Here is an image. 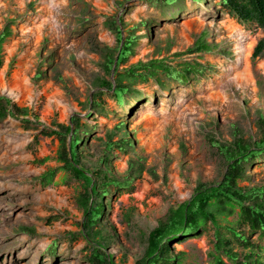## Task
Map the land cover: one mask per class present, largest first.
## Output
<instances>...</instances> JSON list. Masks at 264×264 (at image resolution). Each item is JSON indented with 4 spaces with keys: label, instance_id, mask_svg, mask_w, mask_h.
Instances as JSON below:
<instances>
[{
    "label": "rangeland",
    "instance_id": "374dc122",
    "mask_svg": "<svg viewBox=\"0 0 264 264\" xmlns=\"http://www.w3.org/2000/svg\"><path fill=\"white\" fill-rule=\"evenodd\" d=\"M222 1L0 0V31H11L0 96L12 101V111L30 110L0 120V264H91L77 204L81 184L61 170L53 184L41 183L62 166L58 138L42 132L79 119L81 166L102 189L104 178L129 183L105 189L96 225L117 264H136L170 208L199 185L223 180L227 151L264 138V55L252 57L264 30L240 24ZM126 40L130 52L117 73L162 60L185 78L159 71L129 85L118 103L107 84L119 83L111 61ZM241 45L251 49L253 81L244 85L235 81L243 72ZM21 65L25 76L15 93L24 99L17 102L7 89ZM187 65L194 69L183 72ZM244 167L239 186L264 189V156ZM238 228L264 247L258 234ZM213 242L209 225L176 243L174 254L183 253L181 264H210Z\"/></svg>",
    "mask_w": 264,
    "mask_h": 264
},
{
    "label": "trees",
    "instance_id": "16d2710c",
    "mask_svg": "<svg viewBox=\"0 0 264 264\" xmlns=\"http://www.w3.org/2000/svg\"><path fill=\"white\" fill-rule=\"evenodd\" d=\"M166 1L173 3L176 0ZM222 4L229 15L240 24H251L264 30V0H223ZM10 36L11 31L7 28L0 31V69L3 66L4 44ZM131 44L130 40H126L118 48L117 58L111 61V67L116 65V73L128 57ZM198 48L204 49L203 40L198 42ZM263 55L264 38L257 43L252 57L257 59ZM191 69L194 68L187 65L183 72H190ZM159 71H164L172 77L180 76L182 80L185 78L181 71L166 65L165 61L157 60L149 63L139 62L123 73H117L118 85L114 87L108 83L107 86L113 90L117 102L122 103L129 85L155 76ZM11 105L9 98L0 96V120L14 114L28 116V108L14 105L12 111ZM79 122V119L75 118L70 125H61L59 130L42 132L46 137L58 138L60 146L57 161L62 166L59 170L53 169L45 173L41 177V183L45 186L53 184L57 172L61 170L81 184L77 204L85 216L83 232L92 243L89 261L91 264H117L113 256L106 253L102 244L104 237L96 229V225L104 214L105 206L101 198L108 192L105 189L111 185L122 188L129 183L122 184L104 178L102 189L93 176L81 166L78 149ZM127 142L124 139L123 143ZM114 145L113 142L108 144L109 148ZM226 156L228 166L223 180L215 185H199L190 200L170 208L166 218L150 232L144 256L136 264H181L183 253L174 254V245L204 234L209 225L214 229L213 247L209 253L210 264H264V247L250 242L248 236L238 228L245 226L251 234H258L261 241H264V189H245L239 186V181L244 177V166L264 156V138L253 145L239 144L235 150L227 151ZM235 244L248 253L241 257L233 248Z\"/></svg>",
    "mask_w": 264,
    "mask_h": 264
},
{
    "label": "bare ground",
    "instance_id": "6f19581e",
    "mask_svg": "<svg viewBox=\"0 0 264 264\" xmlns=\"http://www.w3.org/2000/svg\"><path fill=\"white\" fill-rule=\"evenodd\" d=\"M238 49L241 50V57L239 59L241 66L243 67V72L241 75H236L235 81L238 85H244L248 83H252L253 77L251 75L250 67H249V62H250V54H251V49H244L241 45ZM264 64H262L263 66ZM23 65L20 66V68L15 72L14 74V83L12 84L10 89H7L8 95L14 98L15 101L21 102L22 99H24V96L17 95L15 93V89L20 87L23 83V78L25 76V70H23ZM2 87V86H1ZM4 89V88H3ZM24 89V88H23ZM143 191H146V188L143 189ZM143 193L139 194V197H143Z\"/></svg>",
    "mask_w": 264,
    "mask_h": 264
}]
</instances>
